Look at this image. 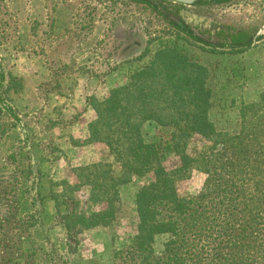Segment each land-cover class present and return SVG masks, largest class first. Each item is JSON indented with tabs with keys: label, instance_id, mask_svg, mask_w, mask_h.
Masks as SVG:
<instances>
[{
	"label": "rangeland",
	"instance_id": "374dc122",
	"mask_svg": "<svg viewBox=\"0 0 264 264\" xmlns=\"http://www.w3.org/2000/svg\"><path fill=\"white\" fill-rule=\"evenodd\" d=\"M150 2L164 16L137 0H0L5 73L0 85L8 88L11 74L23 86L4 96L12 112L0 120V264H132L126 251L137 234V193L150 176L121 187L115 224L80 235L67 232L62 218L66 207L58 212L47 197L62 190L58 183L73 180L75 166L98 162L107 154L99 145H74L73 134L86 132L85 123L94 114L90 98L104 99L112 87L125 83L148 61L149 56L139 59L147 47L154 50L159 38L172 31L170 4L180 5L178 16L212 44L184 40L212 70L211 113L220 129L236 131L240 107L264 92V37L253 39L264 25V0ZM245 38L252 44L229 47L234 39ZM220 43L227 46L216 49ZM144 134L166 146L169 168L179 164L168 143L170 131L149 122ZM205 144L194 137L189 150L196 154ZM207 179L206 172L192 169L178 182L179 191L197 195ZM77 196L81 209L90 212L88 191Z\"/></svg>",
	"mask_w": 264,
	"mask_h": 264
},
{
	"label": "trees",
	"instance_id": "16d2710c",
	"mask_svg": "<svg viewBox=\"0 0 264 264\" xmlns=\"http://www.w3.org/2000/svg\"><path fill=\"white\" fill-rule=\"evenodd\" d=\"M137 1L163 15L151 0ZM170 5L172 33H164L154 50L147 47L139 59L149 56L148 61L125 83L112 87L104 99L90 98L96 116L88 136L72 139L78 146H102L107 154L75 166L73 180L58 183L62 190L47 198L58 212L66 207L63 224L70 235H80L115 224L121 187L150 176L137 193V234L126 251L132 264H264V92L240 107L236 131L220 129L211 113L212 70L184 40L212 44L178 16L180 5ZM250 44L246 38L234 39L229 47ZM0 76L5 78L1 63ZM20 80L10 74V86L0 85V120L12 112L4 96L22 89ZM149 122L170 131L168 143L179 158L174 168L167 166L166 146L146 139ZM194 137L206 142L196 154L189 150ZM195 168L208 174L206 184L197 195H182L178 182ZM84 189L90 212L81 209L77 196Z\"/></svg>",
	"mask_w": 264,
	"mask_h": 264
},
{
	"label": "water",
	"instance_id": "95a60500",
	"mask_svg": "<svg viewBox=\"0 0 264 264\" xmlns=\"http://www.w3.org/2000/svg\"><path fill=\"white\" fill-rule=\"evenodd\" d=\"M176 4H181V5H197V4H202L201 0H167ZM264 37V25L262 26V28H260V30L258 31V33L253 37V39L259 40L260 38Z\"/></svg>",
	"mask_w": 264,
	"mask_h": 264
},
{
	"label": "crops",
	"instance_id": "0c3cea01",
	"mask_svg": "<svg viewBox=\"0 0 264 264\" xmlns=\"http://www.w3.org/2000/svg\"><path fill=\"white\" fill-rule=\"evenodd\" d=\"M100 98V97H99ZM105 98V97H104ZM100 99H103V98H100ZM89 106L92 108V106L89 104ZM93 109V108H92ZM94 110V109H93ZM92 114H91V116H90V119L88 120V121H86V123H85V127H86V132L84 133V135L82 134V135H80V136H76L75 134H73L74 136V138L75 139H78L79 137H83L84 139H86L87 138V136H88V130H87V128H88V124H89V122L91 121V120H93L94 118H95V111H94V114H93V112H91Z\"/></svg>",
	"mask_w": 264,
	"mask_h": 264
}]
</instances>
